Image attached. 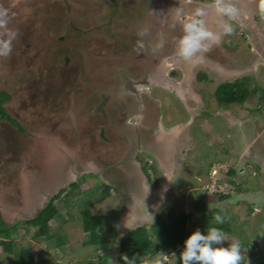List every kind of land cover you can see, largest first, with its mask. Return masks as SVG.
<instances>
[{
    "label": "rangeland",
    "instance_id": "374dc122",
    "mask_svg": "<svg viewBox=\"0 0 264 264\" xmlns=\"http://www.w3.org/2000/svg\"><path fill=\"white\" fill-rule=\"evenodd\" d=\"M170 1L0 0L3 11L0 14H5L2 18L7 21V30L17 34L11 54L0 57V91L11 94V100L5 107L22 127L18 129L0 119L2 228L12 226L7 213L23 215L25 220L35 217L34 214L25 216L31 191L37 188L32 194H40V187L47 190L54 187L55 182L58 186L63 185L70 166L68 163L75 161L76 149L80 151V163L92 164L91 159L98 158L92 164L98 171L116 157L120 149L126 148L127 140L120 134L119 128L106 119L116 110L120 114L116 120L124 122L123 118L129 114L125 106L115 98L107 103L106 108L96 110L112 89L118 88L119 73L134 71L137 64L144 63L152 52V45L157 42L156 34L165 32L170 26L169 17L176 0ZM167 4L169 10L165 9ZM255 14L258 15L259 11ZM159 16L164 20V27L155 24ZM144 28L149 29V35L141 38L138 32ZM4 33L5 29H0V38H6ZM140 39L145 44L144 49L137 47ZM235 49L226 53L227 56L214 51L211 57L228 68L234 62L235 65L245 62L249 52L237 49L236 52ZM210 79L205 81L207 92L204 98L208 111L213 113L224 107L217 104L214 90L218 82L216 84L212 73ZM259 80L264 89V71ZM249 103L255 108L260 103L264 107V102H259L255 96ZM164 113L167 117L170 115V118H165L168 125L174 124V118L179 117L174 109L165 108ZM232 113L241 117L248 115L242 110H233ZM207 117L208 127L202 130L201 119L196 121L188 136L183 133V144L179 148L176 142L172 143L174 152L163 162L152 153L142 156L145 160L140 169L153 196L144 198L148 206H145L144 212H136L132 223L121 215L123 206L118 193L112 190L110 197L103 199L99 178L88 177L81 181L79 190L74 194L65 188L64 191H67L61 194L58 201L60 214L52 225L53 238L41 239L45 253L37 258L36 263L118 264L121 239L136 227H150L157 215L184 196L186 212L191 216L188 236L197 229L206 234L207 227L214 224L212 217L219 211L225 218L224 224L232 230V234H227L229 242L224 246L235 241L241 247L242 264H262L264 203L255 201L250 204L242 198V192L251 190L259 193L264 189V172L249 160L243 167L234 163L231 157L236 152L240 129L232 127L222 116ZM252 117L256 118L260 127L264 126V108L254 109ZM182 118L181 122L187 120ZM254 120L251 119L253 123ZM131 122L136 123L137 119ZM153 124L157 125L156 122ZM197 128L202 131L197 132ZM256 140H259L258 136L253 139ZM211 142L214 145H209ZM178 150L184 155H176ZM49 152L54 161L52 167L50 155H47ZM60 154L63 155V162L58 161ZM48 169L55 178L50 184L45 182ZM61 170L63 176L59 173ZM170 170L169 187L166 194H161L162 184ZM231 171H235L233 175L229 174ZM115 175H119V182H123V177L116 170L103 174L106 179L119 183ZM25 185L30 188L29 191H24ZM204 192L228 194L230 197L225 202L211 205L207 219L195 210L197 197ZM90 207L103 221L100 233L106 235V240L100 245H90V237L83 230L80 213ZM122 220L125 223L121 224ZM24 222H17L11 227L16 231L8 238L19 244V251L14 255L0 254V264H15L20 250L34 245L35 230L28 231L23 226ZM59 237L65 239L61 248L56 245ZM182 250L179 247L173 255L160 254L147 260L150 264H179Z\"/></svg>",
    "mask_w": 264,
    "mask_h": 264
},
{
    "label": "flooded vegetation",
    "instance_id": "af4514ba",
    "mask_svg": "<svg viewBox=\"0 0 264 264\" xmlns=\"http://www.w3.org/2000/svg\"><path fill=\"white\" fill-rule=\"evenodd\" d=\"M13 1L19 2L21 0ZM213 2L214 0L174 1V4L172 5V13L169 17L170 20L168 19L170 21V26L166 27L165 32L161 31L156 34L157 42L155 43L163 41L164 46L156 51H153L152 49V52L149 56L147 55V59H145L144 63L137 64L134 71L129 70L125 73H119L118 88L112 89L110 95L105 98L96 111L98 112L106 108L107 103L115 98L121 103V105L125 106L129 114L127 117L123 118L124 122L116 120L117 117H120L119 112L116 110H113V114L108 118L106 117V119L111 121V125L119 128L120 134H122L123 138L127 140L124 145L126 148L122 146L123 149H120L118 152L119 154H117L116 157H113L110 162L105 163L102 168H107L122 162L133 150L138 151L136 161L142 166V162L145 160V157L142 156L149 154V152H146L148 147L153 150L155 147V149L162 151L165 144L176 142L179 148V146L183 144V139H181L183 133H187L186 136H188V134L192 132V125L195 126L196 121L201 119L200 123L203 130L208 127L207 116L214 117L219 115L227 118L232 127H238L241 131V136H237L236 138L237 153L235 152L233 156L231 155L234 163L243 167L245 162H248L249 160L254 162L253 165H255V167L264 172V126L260 127L261 125L256 123L255 117H252L255 119V123H253L251 121L252 118H250L254 109H263L264 107L260 103L257 104L255 108L249 103L254 96L259 99V102H264V89L259 84V77L264 71V16L255 14V12L258 11V0H232V3L239 9L240 15L236 20L228 21L232 23L235 28V32L231 36L222 35V30L219 26L221 18L217 15L214 8L208 7V15L204 19H206L207 26L210 30L221 33L220 42L218 44H211L209 50L205 53L199 54L200 58L194 63L185 62L176 54L178 39L183 35L182 26L179 23H175V27H173L176 8L180 6L183 8L186 15H190L197 7L211 5ZM169 4L166 5V10H169ZM0 13H3L2 9H0ZM224 19L227 21L226 17ZM155 24H157V27H164L165 25L164 20H161L160 16L159 19L155 21ZM234 48L240 52L243 50L249 52L250 55L245 58V62L240 61V63L236 65L234 62L232 67L228 68L215 62L213 60L214 58L211 57L214 51L216 54L219 53L220 55L227 56L226 53L233 52ZM211 73L216 84L218 82L217 87L214 90L217 104L220 107H224V109L213 113L208 111L204 98V95L207 92L205 81L206 79L211 80ZM242 84L248 85V88L252 91L249 99L244 104H227L218 99L217 91L222 86H238ZM243 106L245 108H238ZM165 108L170 109L171 111L174 109L177 116H179L174 118L175 122L172 125H168L165 121V118H170V115L168 117L165 115ZM233 110H242L248 115H246V117H241L240 115L235 116L232 113ZM182 117L187 120L181 122ZM134 118L137 119L136 123L131 122ZM153 122H156L157 125L154 126ZM211 129L213 130L212 126H210V130ZM202 130H200V128L196 129L197 132H201ZM196 131H194V133ZM203 133L205 137L206 133ZM256 136L259 137V140L253 141ZM188 143L190 144V141ZM211 143L209 145H214ZM180 151L181 150H178L176 155H179ZM182 153L183 152H181L180 155L183 156L184 154ZM47 155H50V159L52 158L50 152ZM62 157L63 155L60 154V160L58 161L63 162L64 158ZM74 158L75 161L73 162L76 165L80 164L91 167H93V162L98 159H91L90 162L92 164L80 163L79 148L76 149ZM53 162L52 159L49 160L51 167L53 166ZM68 164L71 165L72 162L69 161ZM246 166L249 165L246 164ZM49 170L51 169H48L45 177V182L47 184H50L52 180H55L52 171ZM110 170H116L119 172L120 176L123 177V183L126 186L130 185L131 178L127 171L121 167H112L106 171ZM244 172L239 173L242 175ZM118 176L119 175H115L116 182H119ZM88 177L96 178L97 176L92 174L83 175L77 184ZM98 178L99 177H97V179ZM100 183H103L101 179ZM30 184L31 183H29V186ZM26 190L29 191L30 188H27L25 185L24 191L26 192ZM114 191L117 193L116 190ZM62 192L59 194L61 195ZM257 192L251 190L242 192V198L250 204L255 201H261L264 203V189L260 190L259 193ZM0 209L2 214L3 204L1 203ZM4 211L7 213L5 208ZM7 215L12 221L11 227L16 225L17 222L31 220V218L25 220L23 215L14 216L9 213H7ZM2 220L1 217V223H3ZM15 221L17 222L13 223ZM120 222L121 224L125 223L123 220ZM262 237H264V234ZM263 241L264 240L261 238V242Z\"/></svg>",
    "mask_w": 264,
    "mask_h": 264
},
{
    "label": "trees",
    "instance_id": "16d2710c",
    "mask_svg": "<svg viewBox=\"0 0 264 264\" xmlns=\"http://www.w3.org/2000/svg\"><path fill=\"white\" fill-rule=\"evenodd\" d=\"M252 91L248 85H225L218 89V99L227 104H244L249 99ZM11 94L7 91H0V119H4L14 127H21L19 122L14 119L7 111L5 105L11 100ZM22 128V127H21ZM20 128V129H21ZM19 129V128H18ZM235 171L229 174L233 175ZM79 184L71 186L69 191L75 193L80 188ZM101 196L103 199H108L113 190L110 186L101 183ZM67 190L62 192V195ZM62 195L54 198L47 207L37 214L34 218L23 223L28 231L35 230L33 235L34 245L25 247L20 250L19 256L15 264H37L36 260L45 253V249L41 245V239H52V225L60 214L58 201ZM229 195L222 193L208 194L207 192L200 193L197 197L195 210L202 218H208V208L216 203H222L229 199ZM219 214V211H217ZM0 211V221H1ZM83 230L90 237V245H100L106 240V235L100 233L102 226V218L95 214L91 207L81 211L80 213ZM211 218V217H210ZM191 216L186 212V197L182 196L176 203L167 207L162 214L157 215L150 227L140 226L130 230L120 241L119 251L117 256L118 264H150L148 258H155L160 254L173 255L179 247H182L184 241L188 238L189 224ZM3 223H0V254L14 255L19 251V244L14 243L8 238L13 236L16 228H2ZM221 227L226 234H232L229 225H215ZM4 227V226H3ZM58 247L65 245V239L59 237L56 240ZM256 256V255H255ZM88 264H91L88 263ZM169 264V263H164ZM264 264V261L263 263Z\"/></svg>",
    "mask_w": 264,
    "mask_h": 264
},
{
    "label": "clouds",
    "instance_id": "9594fccd",
    "mask_svg": "<svg viewBox=\"0 0 264 264\" xmlns=\"http://www.w3.org/2000/svg\"><path fill=\"white\" fill-rule=\"evenodd\" d=\"M208 7L214 8L221 18L219 26L222 35L231 36L235 32L233 24L228 21L236 20L240 11L232 3V0H214L211 5L197 7L190 15H186L183 8L179 6L175 11L173 27H175V23L182 26L183 35L178 39L176 54L185 62L194 63L200 58L199 54L207 52L211 44H218L221 40V33L210 30L206 19H204L208 15ZM258 11L261 16H264V0H259ZM3 15L5 14H0V29H5L4 36L6 38H0V57H8L12 52V43L17 34L7 30V21L2 18ZM225 17L227 21L224 19ZM147 35H149L148 28L138 32V36L141 38ZM163 46L164 42L160 41L152 45V49L156 51ZM137 47L145 48L142 39L137 41ZM166 192L167 187L162 189L163 194ZM212 222L215 225H223L225 218L216 214L212 217ZM226 242H229L228 237L221 227L208 226L206 234L197 229L184 241L183 250L178 257L179 264H242L244 257L239 243L231 241L225 247Z\"/></svg>",
    "mask_w": 264,
    "mask_h": 264
},
{
    "label": "water",
    "instance_id": "95a60500",
    "mask_svg": "<svg viewBox=\"0 0 264 264\" xmlns=\"http://www.w3.org/2000/svg\"><path fill=\"white\" fill-rule=\"evenodd\" d=\"M164 145V144H163ZM173 145L165 144L163 146L162 151L155 149L147 148L146 152L152 153L157 157H160L161 162L168 158L171 154H173ZM138 154L137 150H133L128 154V156L120 163L115 164L113 166H109L107 168H103L101 170H94L93 167L87 165H76L74 162L69 166V169L66 171L65 182L63 185L58 186L55 182L54 187L48 188L47 190L43 188H39L38 191L40 194H32L37 191V188L34 191H31V198L29 199V204L27 205V214L25 216L29 217L30 214H34L36 216L40 212H42L47 205L59 195L65 188H70L73 184L77 183L79 179L83 175H95L99 177L103 183L107 186L114 188L122 198L123 208H122V216L125 217L126 221L132 222L136 217V212L141 211L144 212L145 206H148L147 203H144L145 197L153 196V192L148 188L145 183V176L141 172L140 164L136 161V156ZM112 167H121L129 174L132 179V183L129 186H126L123 182L115 183L114 181H110L106 179L103 174L106 170ZM64 171V170H63ZM60 175L63 176L62 170L59 172ZM172 175V171L170 170L162 184V189L169 187L170 178ZM60 177V176H59ZM29 214V215H28Z\"/></svg>",
    "mask_w": 264,
    "mask_h": 264
},
{
    "label": "crops",
    "instance_id": "0c3cea01",
    "mask_svg": "<svg viewBox=\"0 0 264 264\" xmlns=\"http://www.w3.org/2000/svg\"><path fill=\"white\" fill-rule=\"evenodd\" d=\"M255 208V207H254ZM259 209V208H258ZM254 213V212H253ZM17 215H19V214H17Z\"/></svg>",
    "mask_w": 264,
    "mask_h": 264
},
{
    "label": "built area",
    "instance_id": "2783aa9c",
    "mask_svg": "<svg viewBox=\"0 0 264 264\" xmlns=\"http://www.w3.org/2000/svg\"><path fill=\"white\" fill-rule=\"evenodd\" d=\"M213 174H214V173H213ZM207 189H209V187H208Z\"/></svg>",
    "mask_w": 264,
    "mask_h": 264
}]
</instances>
